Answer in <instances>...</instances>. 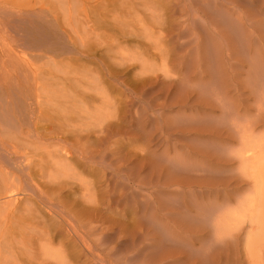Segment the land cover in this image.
<instances>
[{"label": "bare ground", "instance_id": "obj_1", "mask_svg": "<svg viewBox=\"0 0 264 264\" xmlns=\"http://www.w3.org/2000/svg\"><path fill=\"white\" fill-rule=\"evenodd\" d=\"M35 1L20 3L21 7L19 3L0 0V264H71L74 261L91 264L92 259H96L98 264H130L135 260V255L116 257L118 262L112 260L106 263L95 254L107 251L115 256L113 238L104 239L101 235L104 228L100 221L105 211L102 205H117L122 199L127 200L132 196V192L121 193L123 185L129 186L125 181L129 180L131 166L116 146H110L117 143L120 137L133 133L145 134L148 119L152 117V113L148 115L147 111L135 116L134 106L140 97L137 88L128 85L127 73L120 68L127 69L128 65L134 63L138 69L137 76H152L157 70L154 69L155 61L159 62L156 58L161 54L162 64L159 67L166 88L171 83H178L176 90L172 91L176 92L172 99L175 101L170 103L188 104L191 102L189 93L193 90L186 86L187 74L190 77L189 72L203 70L210 77L215 68H210L212 60L209 57L214 56L215 62L218 55L213 54L215 49L210 44L204 50L206 57L203 56V59L206 62L199 54L195 58L184 54L177 69L181 77H175L176 70H171L174 74L170 83L165 82L169 73L167 67L172 64L169 54L173 52L175 44L187 46L188 52H198L205 42L202 37L213 38L208 31L207 20L204 22L207 27L200 28L199 16L193 15L203 6L209 15L211 11L219 14L223 22L229 18L224 14L225 9L224 12L216 10L208 0ZM200 1L201 7L198 4ZM189 14H192L190 18ZM188 19L190 28L199 29L203 36L197 32L188 38L184 36ZM207 19L210 22V17ZM170 25L182 27L181 40H174ZM131 41L135 42L131 44ZM141 45L144 46L142 52L138 51ZM129 49L133 52L128 53ZM151 57L153 62L147 63ZM233 87L234 90L238 89ZM260 88L262 104L257 118L261 122V129H264V83ZM210 91L209 85L203 84L200 92H196L201 95L209 92L207 95L212 97ZM218 94L222 100L224 97ZM196 97L194 100L192 98L193 102L200 99ZM224 104L222 102V109L232 108L228 102L229 106ZM225 110L229 111L227 108ZM230 110L232 113L233 110ZM223 112L224 116L221 115V120L214 123L212 132L224 130L229 133L230 130L235 132L242 128V124L229 120L230 112ZM190 121L193 122L191 124L195 123ZM179 125L183 126L182 123ZM247 128L251 130V126ZM246 130L242 128L238 132L239 141L245 142L231 157L237 159L234 171L251 182V187L248 186L250 192L239 199L236 197L235 204L230 207L232 203H228L227 193L230 177L223 176L218 180L219 188L215 186L214 190L211 189L213 181L209 180L211 197L219 199L221 203L215 205V202H211L206 213L210 217L211 234L219 241H225L232 230H237L248 221L249 229L243 242L245 251L250 264H264V136L248 137ZM223 156L230 158L228 153L219 152L218 157ZM223 169H227L226 166ZM82 187L90 192L86 200L82 195L83 199L78 201L72 196L75 188ZM103 188L108 191L99 193ZM141 197L136 209H140L138 215L150 225L148 196ZM177 200L173 198L170 205ZM85 203L90 206H85ZM179 203L174 208L166 205L173 209L168 214L176 224L171 231L172 243L162 256L166 263L161 264H176L177 260L182 264V260L177 258L182 253L179 246L181 240L175 234L181 228L177 208L182 206L178 207ZM152 231H155L154 226ZM156 248L157 245L151 246L152 257L156 256ZM223 250L214 251V254L211 252L213 255L209 257L212 264L225 263Z\"/></svg>", "mask_w": 264, "mask_h": 264}, {"label": "rangeland", "instance_id": "obj_2", "mask_svg": "<svg viewBox=\"0 0 264 264\" xmlns=\"http://www.w3.org/2000/svg\"><path fill=\"white\" fill-rule=\"evenodd\" d=\"M10 1L22 4L27 0ZM31 1L32 3L36 2L35 0ZM208 2H210L209 5L213 4L212 7H215L216 10H222L221 12L225 11L224 14L228 16L229 20L226 19V21L224 20L223 22L220 19V15L214 13V11H211V15H209L202 5L203 7L201 9L204 10V12L200 9L199 11L197 10V14L194 13L193 15H196V17L199 16L200 23H198V26L200 28H206V24H208V31L212 33L213 38L209 40L202 37V40L205 42L201 44L202 46L198 49V52H188V50H186L187 46L183 47L175 44L173 52L169 54V60L172 59V64L167 67L169 73H167L168 79L166 78L167 80H165V82L172 81L170 78H173L174 70H176L174 72L177 73L174 74V76H177V78L181 77L177 69L180 65V57L184 54L189 57L192 56L193 58H195L194 56H196V54H199L203 62H206L203 59V56L206 57L204 50H207L206 45L210 44L212 48L215 49H213V54L218 55V62L215 61L216 63L214 62L215 57L209 55V60H212V66L210 68H215L214 70L216 72H213V75L211 72L209 74V76L211 75L210 77L206 75L208 72L206 71L207 73H205L203 70H200L201 72L198 70H195L194 73L189 72L190 77L187 74L186 78L188 83L186 86H189V88L194 91L189 93L191 99L190 103L192 104L184 103L185 105H182L183 102H180L181 104L170 103L175 101V99H172L176 96V92L172 91L176 90L175 85H178V83L174 85V83L170 82L173 87L170 85L166 88L164 81L161 79H164V77H162V71L160 70V65L162 64L161 54L156 58L159 62L156 60L154 67V69H157L154 73H157L156 75H159V78L156 77L155 74L148 77L137 76L136 72L138 69L136 68L137 65L134 63L128 65L127 69L124 67L120 68L127 73L126 77H128L129 80L127 78L126 82H128V85H131V88L136 87L137 95L140 97V101L134 106V109H136L135 116L146 113L147 111L148 115L152 113V117L150 118L152 119L155 117V120L152 119L153 122L150 123L149 120L151 119H148V126L145 128V134L135 135V133H133L132 135H128L129 137H120L117 143L111 144L110 146H116L117 149L126 156V161L130 164L129 166H131V168H129V180L125 181L128 182L129 186L123 185L124 187L121 193L132 192V196L128 197L127 200L122 199L117 205H113V203L102 205L105 211L103 212L104 217L100 221L101 226L104 228L101 235L104 239L105 237L106 239L113 238L115 247L113 252L115 256L109 255L107 251H99L98 254L96 252L95 254L98 258L100 257L102 260L106 261V263H110L112 260L117 261L116 257H133L134 255L135 260L132 261V263H166L165 258L162 256L165 255L167 246L172 243V241H170L172 237L171 231L173 230L174 224H176L175 219L172 218L168 212L173 210L170 208H174L173 206H176L177 202H180L182 204L179 203L180 205H177L178 207L182 206L180 207L181 209L176 208L179 211V219L181 220H179L178 223L181 225V228H178L175 234L177 239L181 240L179 246L182 253L177 255V258L182 260V264H212L209 256H212L221 249H224L223 252L226 254L225 263L223 262L222 264H250L243 243L244 236L249 229L248 221L247 224L245 221L237 230H232L224 239L226 242L219 241L215 240L211 234L210 217L207 215L206 211L209 209L211 202H215V205L221 203L219 199L211 197V191H209L210 187L208 185L209 180L213 181L214 185H211V189L214 190L216 188L215 186L219 185V182H217L218 180L223 176L230 177L227 188L228 203H232L230 207L233 206L236 200L243 196V194H248L251 189L248 188V186L251 187V182L246 179V176L237 174V172L234 171L233 167H235L237 159L233 160L231 154H234L235 151L243 147L242 143L244 140L240 142L238 137V132L242 128L247 129L245 133L248 137L264 136V129H261V122L259 123V119L257 118V114L261 108L260 105L262 104L260 86L264 83V77L261 76L264 75V0H208ZM198 4L201 7V1ZM191 16L192 14H189L188 17L190 18ZM207 17H210V22H208ZM189 20L190 19L187 21L188 29L184 32V36H193L194 32L203 36L204 33L198 31L199 29L193 30L190 28ZM205 21L206 24H204ZM211 22L214 24H211ZM229 22H232V24ZM233 23H235L234 27ZM170 26L172 27L170 34L174 37V40H177L176 38L181 40L183 36L180 28L182 27L179 25ZM234 30L237 32H234ZM204 32L206 31L204 30ZM131 42V44H133L135 41ZM177 45L179 47L176 48ZM129 50L130 52L128 53L133 52L132 49ZM143 50L144 46H139L138 51L142 52ZM150 56L151 54L148 55V58H150ZM152 58L153 57H151L147 63H152ZM219 60H222V62L220 61L221 64ZM208 64L210 66V63ZM203 68H206V66H203ZM217 68L218 71L220 70L219 72L216 71ZM223 70H225L226 74H224ZM203 78L205 79L203 80ZM203 84L209 85L212 97L207 95L209 92L202 95L199 93ZM195 85L200 88H196ZM217 85L218 88H216ZM233 86H236L238 89L234 90ZM163 88H165V91L167 94L169 93V95H167L165 91L163 92ZM212 88L214 89L213 93ZM197 93L199 94L197 95ZM214 93L217 96H213ZM218 93H221V97H224V100L222 99L223 101L220 100L221 98L219 99L220 96H218ZM227 95H230L228 100L226 98ZM196 96H199L200 99H198V102H193V100L197 98ZM128 97L130 98V95ZM225 100L229 105L231 104L230 107L232 108L225 107L229 111L225 110V108L222 109V102L224 104V102H226ZM219 101L222 102L219 104ZM227 102L224 105L229 106ZM146 105L149 107H146ZM230 109L233 110L232 113ZM223 111L230 112L228 113L230 114L229 120L237 122L239 125L242 124V128L236 129L235 132L234 130H230L229 133L224 132V130L220 133L212 132L211 129L215 126L214 123H216L217 120H221L222 116H224ZM174 119L183 121L177 122ZM189 119L195 123L191 124L193 122ZM189 121L190 123H188ZM200 122L201 125H205V127H200ZM179 123H182L183 126L179 125ZM124 124L125 122H123V125ZM248 126H251V130H248ZM180 127L184 129L182 130ZM219 152L228 153L231 160L224 156L218 157ZM224 166H226L227 169H223ZM226 172L229 175H227ZM124 174L123 172L122 175ZM81 176L86 181H89V178L84 176V174ZM213 178L215 179L213 180ZM236 183L237 185H235ZM245 188L248 189L245 190ZM75 190L76 192L72 197L76 198V200L81 201L83 199L82 195L85 200L88 198L90 192L88 189L85 190L82 187L80 189L75 188ZM106 191H108V189L103 188L99 190V193L103 192L102 194H104ZM243 191H246V193ZM142 195L148 196V207H150V209L147 215L149 214L148 216L151 219L150 225L148 224L149 222L147 223L146 219L144 220L142 216L138 215L140 209L139 211L136 209V204L140 201ZM173 198L178 200L174 205H170ZM86 205L90 206L88 203H85V206ZM166 205L170 208L166 207ZM152 226H154V232L152 231ZM211 239L213 240L211 241ZM211 242L214 243L211 244ZM154 245H157V251L155 254L156 256L152 257L150 250L151 246ZM54 247H57V245H54ZM226 251L229 252L227 253ZM211 252L214 253L212 254ZM71 264H80V262L74 261ZM91 264L98 263L96 259H92ZM176 264H180V261L177 260Z\"/></svg>", "mask_w": 264, "mask_h": 264}]
</instances>
